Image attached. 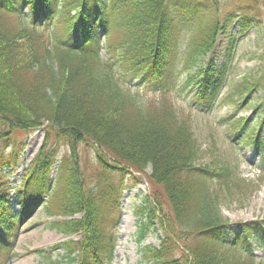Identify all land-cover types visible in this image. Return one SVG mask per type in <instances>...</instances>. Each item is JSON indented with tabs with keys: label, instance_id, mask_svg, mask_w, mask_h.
<instances>
[{
	"label": "trees",
	"instance_id": "obj_1",
	"mask_svg": "<svg viewBox=\"0 0 264 264\" xmlns=\"http://www.w3.org/2000/svg\"><path fill=\"white\" fill-rule=\"evenodd\" d=\"M230 1L239 5L221 20L219 0H0V264L18 256L16 241L40 207L58 219L49 229L80 235L38 251L43 264H112L119 200L143 177L162 192L172 215L156 217L150 197L142 198L134 212L146 219L138 243L156 220L165 237L158 248L140 249L141 263L256 264L252 247L264 248V222L243 227L230 242L219 212L248 183L237 165L198 164L191 118L164 96L185 77L184 88L196 83L192 107L215 108L235 40L225 63L205 59L232 21L239 19L244 35L264 19V0ZM259 84L244 79L224 103L256 112L250 99ZM132 86L163 97L142 102ZM234 118L228 134L234 146L253 147L264 168L263 121ZM39 129L42 145L11 186L16 150L25 147L13 133ZM57 248L61 259L48 261Z\"/></svg>",
	"mask_w": 264,
	"mask_h": 264
},
{
	"label": "rangeland",
	"instance_id": "obj_2",
	"mask_svg": "<svg viewBox=\"0 0 264 264\" xmlns=\"http://www.w3.org/2000/svg\"><path fill=\"white\" fill-rule=\"evenodd\" d=\"M219 1L221 20L225 18L227 13L232 12L235 6L239 5L236 1L224 0L223 4H221L222 0ZM22 14V18L26 19L27 11L24 10ZM12 20L14 23V18ZM238 24L239 19H236L228 25L229 29L226 36L220 35L218 37L215 50L205 59V64L208 62L214 65L225 63L227 52L231 49L230 44L232 40H235L232 47L231 73L215 108L211 112L203 113L192 107L190 102L195 94L196 83L184 88L185 77L179 80L178 86L172 92L164 94L183 115L191 118L194 137L200 143L202 152L198 164L209 165L218 159L237 165L239 177L248 183L236 192L233 196L234 199L231 198L233 200L230 198L225 200L219 211L222 220L229 222L227 233H229L230 242H233L235 237L242 233L243 227L253 228L257 222H264V168L260 166V157L251 146H234L233 138L228 135L232 114H235L234 119L236 121L249 117L254 125L264 122V60L260 58L264 54V19L261 27H252L244 35H238ZM47 33L49 31L44 30V35L48 37ZM244 79L260 80V84L252 89L250 99V108L252 105L258 104V110L254 113L247 107L237 110L232 105L224 103L232 86L239 84ZM131 93L145 103L163 97L159 93H146L142 89L138 90L135 86L131 87ZM44 136L45 132L42 129L30 133H13L14 140L20 145L25 144V147L22 149L20 146L16 150L19 152V160L15 164L14 173L9 176L11 186L19 185L20 174L36 157ZM85 156L86 154L82 153L83 159ZM92 157L93 154H90L89 158ZM146 196L150 197V201L155 207L156 217L165 218L167 221L170 219L172 214L164 195L160 191H154L146 177H143L141 183L135 185L134 188L124 190L118 203L120 218L114 230L116 242L112 264H144L141 263L140 249L148 246L158 248L160 240L165 237L164 230L156 220L147 227L142 242L138 243L140 232L143 229L142 224L146 222V219L145 217L139 219L137 215H134V212L138 206L142 205V198ZM15 197V194L11 196V204L16 209L17 199ZM75 217L79 218L80 216L76 215ZM53 220L58 219L48 218L44 209H39L23 227L14 249V253L18 256L8 264H43L44 261L39 258L38 251H48L51 247L62 242L80 239L78 234L64 236L56 230L49 229L50 222ZM182 247L184 246L181 244ZM252 249L256 264L264 263V248L256 247L254 243ZM62 254L63 251L57 248L52 251L48 261H59ZM63 264L67 263L63 262Z\"/></svg>",
	"mask_w": 264,
	"mask_h": 264
}]
</instances>
